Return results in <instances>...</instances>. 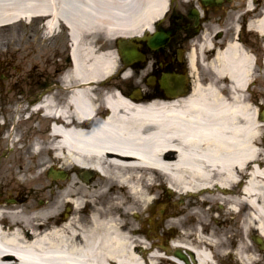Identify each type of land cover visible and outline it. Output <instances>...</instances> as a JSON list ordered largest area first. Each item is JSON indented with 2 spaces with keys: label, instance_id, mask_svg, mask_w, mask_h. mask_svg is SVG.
<instances>
[{
  "label": "bare ground",
  "instance_id": "bare-ground-1",
  "mask_svg": "<svg viewBox=\"0 0 264 264\" xmlns=\"http://www.w3.org/2000/svg\"><path fill=\"white\" fill-rule=\"evenodd\" d=\"M171 3L0 0V30L38 21L50 32L66 29L74 57L62 91L11 120L14 131L3 139L20 147L13 179L22 203L0 205V264H223L233 256L264 264V124L245 96L243 56L225 66V89L219 78L196 77L188 95L151 97L142 94L148 88L122 86L141 76L129 69L117 75L113 53L96 55L82 39L140 33ZM9 44L30 58L38 40L18 32ZM16 128L33 135L16 138ZM50 168L67 176L53 178ZM168 195L179 205L163 219L178 234L163 249L143 230Z\"/></svg>",
  "mask_w": 264,
  "mask_h": 264
},
{
  "label": "flooded vegetation",
  "instance_id": "flooded-vegetation-1",
  "mask_svg": "<svg viewBox=\"0 0 264 264\" xmlns=\"http://www.w3.org/2000/svg\"><path fill=\"white\" fill-rule=\"evenodd\" d=\"M157 30L164 33L162 40L143 35L132 40L135 63L154 67L149 74L157 79L155 94L167 95L158 83L164 75L187 78L182 94L190 92L192 76L208 82L219 78L225 89L230 86L225 66L242 55L245 96L264 103V0H177Z\"/></svg>",
  "mask_w": 264,
  "mask_h": 264
},
{
  "label": "rangeland",
  "instance_id": "rangeland-1",
  "mask_svg": "<svg viewBox=\"0 0 264 264\" xmlns=\"http://www.w3.org/2000/svg\"><path fill=\"white\" fill-rule=\"evenodd\" d=\"M35 24L36 25H32L31 27H27V26L26 27L22 26L20 28L16 27L15 31H13L11 33H8L6 30H0V43L2 44L3 49H4L3 51L0 50V62H1L0 77L3 75L4 76H10V79L6 80V81L11 82L10 86H8V84H6L5 89H4V94H5V97L7 99H0V105L4 106L5 111L8 108V106L10 105V102L16 104L15 109L17 108V106L20 107V104H25V103H23L22 100H19V99H18V101H17V99L14 100L12 98L13 93L8 91V89L12 86V83L16 82L15 77H19V79H17V80L23 81L24 78L27 77L28 75L38 76V72H36L38 70V66L33 67V65H34V63L37 65V63H38L37 58L39 57V52L46 47L45 45H46L47 36H46V34H44L40 31L39 22H37ZM18 32L19 33H25V34H33L34 38H36L38 40V45L33 50L32 49L27 50V51H31L30 58L29 57L27 58V55H25L27 53L18 54V51L15 48H13V46H10V44H9V36H11V35L17 36ZM63 35H64V32L59 34L60 37H62ZM6 47H7V49H6ZM123 68H127V67H126V65L121 63L120 69H123ZM128 68H130L132 70L134 69L133 67H128ZM41 73H43V72H41ZM56 80L58 81L59 78H57ZM133 84H137V83H133ZM17 86H19L20 88L23 87L22 84H18ZM23 89L26 91V94H28V92L30 91V88L29 89L23 88ZM7 92H9V94H7ZM17 92L19 93L20 91L18 90ZM18 93H17L18 97L19 96L28 97L24 93H21V92L19 94ZM0 108H2V106H0ZM21 111L13 112L16 114V118ZM5 116H6V113H5ZM35 120L36 119L33 118L34 123L36 122ZM12 130H13V125L10 124V130L8 133H6V135H7L6 139H7L8 135H10V132ZM19 130H20L19 128H16V133H18ZM30 131H31L30 136H32L33 132H32V130H30ZM3 132L4 131L2 130V134H3ZM2 134H0V149L2 147V143H1ZM16 138H18V136H16ZM19 149H20V147H19ZM19 149L15 145V147L12 148V150H8L9 152H8L7 157H5L4 159H1L2 156L0 157V159H1L0 168L3 170V172L0 176V192L10 193L11 198H9V201L12 200L14 198V196H18L19 200L17 202V205L22 203V200H21L22 199V197H21L22 191H21V187H19L20 184L18 183V181L16 179H13V178L16 175V173L17 174L19 173L18 168L20 166V159H19V156H16V153L19 151ZM0 152H1V150H0ZM13 159H15L16 162ZM10 176L12 178H10ZM178 199H179V197H178ZM14 203L15 202L10 201V204L13 205ZM172 203H173V206L175 207V210L171 211L173 213L169 214L170 217H171V215L177 213V209H178V205H179V202H176L175 200H173ZM5 205H7V204H5ZM170 217H167V218H170ZM163 229L164 230L171 229V226L167 224L166 219L163 220ZM177 234H178V232L176 231V233H174L173 236H176ZM151 239H153V238H151ZM153 241H154V239H153ZM161 248H163V247H161ZM235 258H233V259H235ZM230 259H231L230 257L225 258L223 260V263L225 261L227 263Z\"/></svg>",
  "mask_w": 264,
  "mask_h": 264
}]
</instances>
